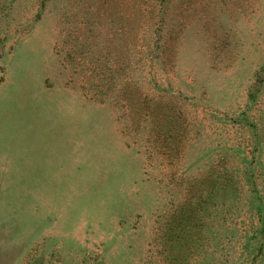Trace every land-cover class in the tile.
Segmentation results:
<instances>
[{
	"label": "rangeland",
	"instance_id": "obj_1",
	"mask_svg": "<svg viewBox=\"0 0 264 264\" xmlns=\"http://www.w3.org/2000/svg\"><path fill=\"white\" fill-rule=\"evenodd\" d=\"M63 86L76 168L0 186V264H264V0H0V123Z\"/></svg>",
	"mask_w": 264,
	"mask_h": 264
},
{
	"label": "crops",
	"instance_id": "obj_2",
	"mask_svg": "<svg viewBox=\"0 0 264 264\" xmlns=\"http://www.w3.org/2000/svg\"><path fill=\"white\" fill-rule=\"evenodd\" d=\"M48 93L47 100L39 97L29 106L20 105L19 112L28 107L26 115L15 119L13 112L6 113L7 122L0 123V186H37L26 195L39 199L35 201L33 197L30 201H43L45 205V186L57 184L68 168H76V148L81 144L77 130L83 121L82 98L76 90L63 86ZM84 119L89 121L87 114Z\"/></svg>",
	"mask_w": 264,
	"mask_h": 264
}]
</instances>
